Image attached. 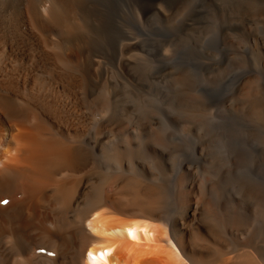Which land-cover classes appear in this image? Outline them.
I'll return each instance as SVG.
<instances>
[{
	"label": "bare ground",
	"instance_id": "6f19581e",
	"mask_svg": "<svg viewBox=\"0 0 264 264\" xmlns=\"http://www.w3.org/2000/svg\"><path fill=\"white\" fill-rule=\"evenodd\" d=\"M94 6L86 0H0V264H264V234L231 247L228 236L236 227L221 229L206 219L203 206L218 177H206L202 163L184 167L177 184L149 182L153 170L144 163L162 160L170 145L161 133L138 148L137 137L123 142L133 127L158 117L143 110L148 101L139 96L146 85L126 56L135 42L107 45ZM246 8L247 17L256 16ZM111 84L124 87L113 100L103 94ZM236 102L264 112V92L254 80L245 81ZM110 104L112 116L96 122L95 114ZM209 151L199 148L205 163ZM137 161L144 165L132 174ZM111 162L125 170L107 173ZM173 204L183 208L168 218L164 210Z\"/></svg>",
	"mask_w": 264,
	"mask_h": 264
},
{
	"label": "rangeland",
	"instance_id": "374dc122",
	"mask_svg": "<svg viewBox=\"0 0 264 264\" xmlns=\"http://www.w3.org/2000/svg\"><path fill=\"white\" fill-rule=\"evenodd\" d=\"M86 1L92 6L95 5L94 9H91L92 12L95 10L92 15L102 19L107 45L116 41L118 43L119 40L124 42L125 38L127 42H135L136 50L126 56L134 60V72L138 71L136 75L142 77L141 83L146 85L143 88L146 93L141 92L139 96L148 101L143 110L154 118L158 117V120L146 127H133L129 135H124L123 142L137 137L138 144L135 143L133 147L138 148L141 144L150 143L157 133H161L166 137V144L170 145L169 152H165L162 160L154 157L148 163L143 162L147 168L153 170L147 175L149 182L177 184L186 167L197 168L204 165L203 174L206 177L225 179L219 181L217 178V187L214 185L213 193H210L209 199L207 197L203 207L211 217L209 215L206 219L210 218L209 220L217 223L221 229H225V224H233L237 231L239 227L241 231L238 234L236 231L233 236H228L231 247L245 244L255 237L256 233L264 234V112L246 111L236 102L245 81L254 80L264 92V51L261 49L264 47V0ZM246 6H249L256 16L247 17ZM241 7L246 10H241ZM230 9L239 11L233 14L229 13ZM256 13L259 14L258 17ZM109 31L110 34L115 31L114 37L108 34ZM126 34L131 36L127 37ZM254 38L263 44L256 46ZM195 69H199L198 73ZM144 72H147L146 76ZM108 86L103 91L106 99L113 100L115 95L124 92V87L119 84ZM198 109L201 112L198 115L193 114V111ZM113 112L114 106L110 104L104 112L97 113L99 116L95 114L94 120L101 122L103 118L109 119ZM179 115L181 118L184 116L183 120ZM201 147L205 148L207 155L210 150V159L206 163L198 154ZM111 163H105L107 173L121 174V171L125 170V166ZM143 163L134 162L135 171L132 174H137V169L144 165ZM119 166L123 167V170H119ZM226 198L229 200L226 201ZM181 208L183 207L173 204L164 210V214L168 218L177 217Z\"/></svg>",
	"mask_w": 264,
	"mask_h": 264
}]
</instances>
